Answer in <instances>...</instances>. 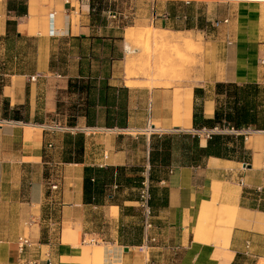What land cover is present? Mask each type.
I'll return each mask as SVG.
<instances>
[{
  "label": "crops",
  "instance_id": "0c3cea01",
  "mask_svg": "<svg viewBox=\"0 0 264 264\" xmlns=\"http://www.w3.org/2000/svg\"><path fill=\"white\" fill-rule=\"evenodd\" d=\"M117 1L0 0V264H259L264 129L239 133L243 161L209 155L185 165L177 154L150 165L149 152L152 135L197 134L205 146L228 133L193 125L195 106L207 119L217 106L230 110L233 96L217 94V82L259 84L264 117V0H126L123 12ZM124 20L198 32L200 67L168 85L128 78ZM76 132L82 159L64 161L65 134ZM147 161L148 237L134 183L83 188L85 169L99 185L107 167L142 176ZM219 215L228 222L217 225ZM20 237L29 240L23 250Z\"/></svg>",
  "mask_w": 264,
  "mask_h": 264
},
{
  "label": "trees",
  "instance_id": "16d2710c",
  "mask_svg": "<svg viewBox=\"0 0 264 264\" xmlns=\"http://www.w3.org/2000/svg\"><path fill=\"white\" fill-rule=\"evenodd\" d=\"M10 6V5H9ZM25 12V8L17 9V13ZM10 24V21L8 22ZM216 93H222L224 90L232 94L230 110L222 108L215 109L214 117L207 119L203 117L201 107L195 106L193 111V125L195 129H214L215 126L221 131L226 129L239 130L241 128L264 129V117L261 111L257 110L259 103L258 96L261 87L257 83H248L238 85L229 82H217L215 84ZM227 132V131H226ZM230 133V134H229ZM237 139L238 144L231 147L220 145L226 143L227 140ZM243 135L235 133H216L210 134L205 146L199 144V136L191 133L180 134H163L160 136L152 135L149 152V163L154 164L160 161L161 164L169 162L171 157L178 154L181 164L195 165L204 157L213 155L226 159H233L243 161L245 155L243 154ZM84 137L82 133H66L64 138V161L79 162L83 154ZM246 161V160H244ZM88 170V168H87ZM138 171L140 169H137ZM125 166H111L107 167L103 172V178L99 185H95L91 181L89 175H84L83 188L85 195L91 190V185H94L92 192L100 191V187L106 182L115 181L117 187L120 185L130 186L134 183L135 186L140 187L143 177L126 175ZM150 192V184H149ZM115 200V196H111V201ZM150 203V201H149Z\"/></svg>",
  "mask_w": 264,
  "mask_h": 264
},
{
  "label": "rangeland",
  "instance_id": "374dc122",
  "mask_svg": "<svg viewBox=\"0 0 264 264\" xmlns=\"http://www.w3.org/2000/svg\"><path fill=\"white\" fill-rule=\"evenodd\" d=\"M129 7L126 0L117 1L118 12H123L124 8ZM119 26L129 46L123 62L128 78L142 75L149 78L153 85H168L181 80L186 75V69H191L194 74L195 70L200 67L203 39L198 32L175 34L154 27H142L130 20L120 22ZM129 27L134 35L130 40H126L125 33ZM127 82L128 85L135 84L129 80ZM227 222L220 215L216 219L217 225H224ZM204 224H211L208 218ZM85 240L93 247L95 246L94 242H90L87 238Z\"/></svg>",
  "mask_w": 264,
  "mask_h": 264
},
{
  "label": "built area",
  "instance_id": "2783aa9c",
  "mask_svg": "<svg viewBox=\"0 0 264 264\" xmlns=\"http://www.w3.org/2000/svg\"><path fill=\"white\" fill-rule=\"evenodd\" d=\"M66 2H68V0H65ZM52 17H53V13L51 14V18H50V21H52ZM228 22V19L225 18L223 19L222 21H219V20H214L212 22V25L214 27H217L219 26L221 23H227ZM50 26L53 28V25H52V22L50 24ZM54 29V28H53ZM51 33L53 35H55L57 33V31H52L51 30ZM231 42L228 41V44H230ZM260 63L261 65L264 66V57L261 58L260 60ZM31 79H34V76L31 77ZM217 130V128H216ZM71 132H73L72 130H70ZM84 131V130H82ZM217 131H221V130H217ZM224 131H227V132H231V133H235V134H239L240 132L241 133H247L250 131L249 128L247 129H244V130H233V129H226ZM207 136H209V134H207ZM142 177H143V180L141 181V186L139 187V199H138V206L141 210V218H142V227H143V231H144V234L146 237H148V233L149 231L152 229L153 227V223H152V209H151V206H150V192H149V163L147 161L143 171H142ZM239 183L242 184V180L240 179L239 180ZM50 189L52 191L54 190H57L58 188V185L57 183L55 182H51L50 184ZM117 186L114 185V188H116ZM90 242H94V239H90ZM29 244V240L25 237H20L19 238V249L20 250H23V248L25 246H27ZM259 264H264V263H259Z\"/></svg>",
  "mask_w": 264,
  "mask_h": 264
},
{
  "label": "bare ground",
  "instance_id": "6f19581e",
  "mask_svg": "<svg viewBox=\"0 0 264 264\" xmlns=\"http://www.w3.org/2000/svg\"><path fill=\"white\" fill-rule=\"evenodd\" d=\"M133 35H134V33H132V32L130 31V28L127 29L126 34H125L126 40H130V39L133 37ZM178 40H179V39H178ZM125 64H126V63H125ZM127 83H128V82H127ZM132 85H134V83H130V84H129V86H132Z\"/></svg>",
  "mask_w": 264,
  "mask_h": 264
},
{
  "label": "water",
  "instance_id": "95a60500",
  "mask_svg": "<svg viewBox=\"0 0 264 264\" xmlns=\"http://www.w3.org/2000/svg\"><path fill=\"white\" fill-rule=\"evenodd\" d=\"M243 165H244V166H248V167H249V164H245V163H244Z\"/></svg>",
  "mask_w": 264,
  "mask_h": 264
}]
</instances>
